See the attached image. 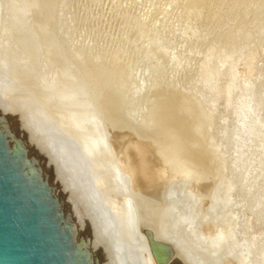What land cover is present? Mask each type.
<instances>
[{
	"label": "water",
	"instance_id": "obj_1",
	"mask_svg": "<svg viewBox=\"0 0 264 264\" xmlns=\"http://www.w3.org/2000/svg\"><path fill=\"white\" fill-rule=\"evenodd\" d=\"M0 264H231L199 129L121 60L103 0H0Z\"/></svg>",
	"mask_w": 264,
	"mask_h": 264
},
{
	"label": "rangeland",
	"instance_id": "obj_2",
	"mask_svg": "<svg viewBox=\"0 0 264 264\" xmlns=\"http://www.w3.org/2000/svg\"><path fill=\"white\" fill-rule=\"evenodd\" d=\"M103 2L121 60L199 129L207 235L222 232V259L246 264L236 255L243 237L264 240V0ZM235 28L236 49L223 57ZM257 246L250 259L264 264Z\"/></svg>",
	"mask_w": 264,
	"mask_h": 264
},
{
	"label": "bare ground",
	"instance_id": "obj_3",
	"mask_svg": "<svg viewBox=\"0 0 264 264\" xmlns=\"http://www.w3.org/2000/svg\"><path fill=\"white\" fill-rule=\"evenodd\" d=\"M239 3V2H238ZM193 4V3H192ZM207 4V3H206ZM204 5V4H203ZM208 5V4H207ZM216 5V4H215ZM198 6V5H197ZM202 7L203 6H201L200 7V10L202 9ZM206 8V7H205ZM208 8V7H207ZM199 10V11H200ZM196 11V10H195ZM198 11V12H199ZM204 11V10H203ZM202 11V12H203ZM197 12V13H198ZM201 13V12H200ZM228 23V22H227ZM236 29V28H235ZM236 32H237V29L236 30H231V32L227 35V37H226V39H224V44L227 46L226 48V50L224 49L223 50V52H222V56L223 57H230V56H232L231 54L233 53V51L236 49L235 48V42H236V40H237V38H238V36H239V34H236ZM239 42V41H238ZM237 44V43H236ZM238 47V46H237ZM232 52V53H231ZM215 70V69H214ZM214 70L213 71H206L205 72V74H203L202 75V77H201V80H199L200 82H205L207 79H210V77H211V75L209 74L210 72L211 73H214V74H216V72H214ZM144 78V77H143ZM196 83V82H195ZM198 84V83H197ZM157 85V84H156ZM194 85V84H193ZM153 86V85H152ZM154 88V87H153ZM165 91V90H164ZM167 91V90H166ZM159 92V91H158ZM161 92V91H160ZM159 92V93H160ZM168 92V91H167ZM167 92H165V93H167ZM176 91L175 90H173V91H169V93L171 94V93H175ZM180 92V91H179ZM218 93L220 92V91H217ZM217 93V94H218ZM168 94V93H167ZM169 94V95H170ZM172 94V95H173ZM177 94L178 93H176V94H174L175 96H177ZM182 94V93H181ZM216 94V93H215ZM164 95V94H163ZM162 95V96H163ZM219 95V94H218ZM174 96V97H175ZM179 96V95H178ZM184 96V95H183ZM174 97H172L171 96V99L172 98H174ZM217 97V95H214V98H216ZM181 99V98H180ZM174 100V99H173ZM177 103V102H176ZM179 106V105H178ZM182 109V108H181ZM208 133V132H207ZM212 140V139H211ZM223 161V159L220 161V162H222ZM224 163V162H223ZM234 174H236V173H234ZM243 177V176H242ZM244 178H245V176H244ZM244 178H243V180H244ZM236 180V179H235ZM246 181V180H245ZM244 181V182H245ZM244 182H242V183H244ZM262 197H263V195H261L258 199H256L254 202H253V204H252V206L251 207H253L254 208V210L256 209H258L259 208V206L261 205V199H262ZM253 208H252V211H254L253 210ZM251 210V209H250ZM255 210V211H256ZM264 212V211H263ZM263 212H259L258 210H257V214H258V216H260V217H262L263 219H264V213ZM262 218H260V220L262 219ZM262 219V221H264ZM249 222V221H248ZM261 222V221H260ZM263 223V222H262ZM246 225H247V223H246ZM248 226V225H247ZM211 230V229H210ZM219 230V229H218ZM208 231V230H207ZM231 231V230H230ZM264 231V230H263ZM232 232V231H231ZM235 231H233V233H234ZM217 233H218V231H217ZM220 233H222V232H220ZM220 233H218V234H216V235H207V237H208V242H209V254H211V255H213V256H215V257H217V258H219V259H221L222 260V257H221V254L220 253H222L223 252V250H221V248L220 247H215V245H216V243L218 242V240L221 238V234ZM262 233H264V232H262ZM259 234V233H258ZM235 235V234H234ZM262 235V234H261ZM233 236V235H232ZM231 236V237H232ZM264 237V236H263ZM247 238V237H246ZM262 238V237H261ZM250 240H251V238H249ZM233 240V239H232ZM250 240H248L247 241V239H245L244 237H243V239H242V241H244L243 243H242V247H241V249H240V251H239V253L238 254H236L237 256H238V259L240 260V261H247V263L248 264H252V261H253V257L254 256H252L251 254L253 253V248L254 249H256L255 247L257 246H254L255 244V242L257 241H255V242H253V240L252 241H250ZM259 240V239H258ZM260 241V240H259ZM258 242V241H257ZM257 242H256V244H257ZM241 243H239V245L241 244ZM261 243V242H260ZM214 244V245H213ZM218 244V243H217ZM259 244V243H258ZM237 247V246H236ZM257 248H258V250H257V252L256 253H258L259 254V259H262L263 260V258L262 257H264V240L262 241V243L261 244H259L258 246H257ZM222 252H221V251ZM219 251H220V253H219ZM255 251V250H254ZM228 253H232L233 254V252H232V250L230 251V252H228ZM227 253V254H228ZM255 253V252H254ZM255 253V254H256ZM226 254V255H227ZM232 254L230 255V257L232 256ZM235 254V253H234ZM223 255V254H222ZM236 255H235V257H236ZM225 256V255H224ZM250 256H252V258L253 259H250ZM255 256H257V255H255ZM229 257V258H230ZM234 257V256H233ZM232 257V258H233ZM258 259V260H259ZM224 260V259H223ZM261 260V262L263 263V261ZM227 262H229L228 260H227ZM246 263V264H247ZM254 263V262H253Z\"/></svg>",
	"mask_w": 264,
	"mask_h": 264
}]
</instances>
